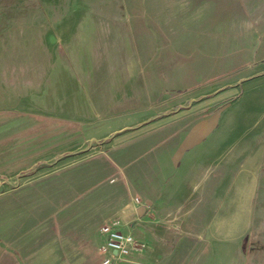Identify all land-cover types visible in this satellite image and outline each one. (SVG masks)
<instances>
[{"label": "rangeland", "instance_id": "1", "mask_svg": "<svg viewBox=\"0 0 264 264\" xmlns=\"http://www.w3.org/2000/svg\"><path fill=\"white\" fill-rule=\"evenodd\" d=\"M64 3L74 13L71 34L84 36L82 63L55 45L42 69L25 53L0 75V264H98L99 229L129 198L122 168L142 162L145 132L179 116L185 127L214 115L211 136L220 141L204 150L217 160L262 146L246 233L264 243V0ZM39 4L0 0L3 35L13 40L33 23L45 29L59 19L38 14ZM63 63L82 74L86 101L84 110L63 112L71 119L53 117L48 108L58 102L48 105L46 80L26 82L60 74ZM123 74L135 84L119 86ZM181 247L199 258L206 250L197 240Z\"/></svg>", "mask_w": 264, "mask_h": 264}, {"label": "crops", "instance_id": "2", "mask_svg": "<svg viewBox=\"0 0 264 264\" xmlns=\"http://www.w3.org/2000/svg\"><path fill=\"white\" fill-rule=\"evenodd\" d=\"M64 2L40 0L36 7L38 14L59 16L45 29L36 22L29 25L26 35H16L9 40V36L2 33L5 28L0 26L2 77L18 58L24 62L25 53L32 66L42 69L40 64L45 65L49 59L47 53L55 45L62 49L60 56L71 53L78 57L76 63H82L76 48L81 46L84 36L80 32L71 34L76 25L72 23L74 13L62 6ZM60 68V74H31L26 82L37 84L36 81L41 80L43 84L46 80L48 105L52 99L58 102V106L48 108L58 112L53 117L71 119L63 112L85 109L82 74H73L67 63ZM134 80V75L123 74L118 85L125 89L135 84ZM196 114L199 115V111ZM181 117L145 132L143 139L147 143L136 158L142 162L131 161L122 168L130 192L116 220L121 229L144 240L147 247L113 264H244L240 241L253 215L252 200L258 190L262 146L256 148L255 153L235 151L227 159L217 160L204 150L206 145L215 147L220 141L219 137L211 136L217 127L214 115L196 116L185 127L177 122ZM169 124L175 129L168 135L163 130ZM184 240L201 242L206 248L204 255L201 258L195 252L190 255L181 247Z\"/></svg>", "mask_w": 264, "mask_h": 264}, {"label": "built area", "instance_id": "3", "mask_svg": "<svg viewBox=\"0 0 264 264\" xmlns=\"http://www.w3.org/2000/svg\"><path fill=\"white\" fill-rule=\"evenodd\" d=\"M135 200L138 201L137 198ZM118 224V220H115L111 224L102 225L99 229L102 239L99 247L102 254L101 264H113L117 260L130 258L134 254L144 251L147 247L144 240L121 229Z\"/></svg>", "mask_w": 264, "mask_h": 264}, {"label": "trees", "instance_id": "4", "mask_svg": "<svg viewBox=\"0 0 264 264\" xmlns=\"http://www.w3.org/2000/svg\"><path fill=\"white\" fill-rule=\"evenodd\" d=\"M240 248L244 264H264V243L261 240H251L246 233L241 239Z\"/></svg>", "mask_w": 264, "mask_h": 264}, {"label": "water", "instance_id": "5", "mask_svg": "<svg viewBox=\"0 0 264 264\" xmlns=\"http://www.w3.org/2000/svg\"><path fill=\"white\" fill-rule=\"evenodd\" d=\"M115 253V252H114Z\"/></svg>", "mask_w": 264, "mask_h": 264}]
</instances>
